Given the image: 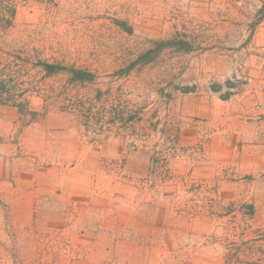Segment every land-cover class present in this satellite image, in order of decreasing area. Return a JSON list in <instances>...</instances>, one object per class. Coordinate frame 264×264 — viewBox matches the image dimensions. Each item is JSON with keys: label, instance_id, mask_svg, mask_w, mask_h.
<instances>
[{"label": "rangeland", "instance_id": "obj_1", "mask_svg": "<svg viewBox=\"0 0 264 264\" xmlns=\"http://www.w3.org/2000/svg\"><path fill=\"white\" fill-rule=\"evenodd\" d=\"M7 70L0 264H264V0H0Z\"/></svg>", "mask_w": 264, "mask_h": 264}, {"label": "trees", "instance_id": "obj_2", "mask_svg": "<svg viewBox=\"0 0 264 264\" xmlns=\"http://www.w3.org/2000/svg\"><path fill=\"white\" fill-rule=\"evenodd\" d=\"M10 10L13 14L14 11L12 9H10ZM6 21H8V19H6ZM165 43L183 44L184 42L181 40H178V39H173V40H169L166 42L163 41L155 48L147 49L146 51L141 53L137 57V59L127 67V69H126L127 72L131 71L137 65H144V64L149 63L153 59H155V57L159 54V52L163 50V45H165ZM40 66L45 69L46 74H48V75H52V74H54L56 72H60V71H68L71 74L72 81H92L94 79V75L90 71L85 70V69H81V68L67 67V66H64L60 63H53V62H49V61H45V60L40 61ZM3 67L4 68L2 70H4L7 67L6 63L4 64ZM7 69H8V67H7ZM10 70L9 71L8 70L7 71H0V105L10 104L12 106L18 107L19 109H21L23 111L26 107L23 106L22 101L18 102L15 99L16 97H13L14 94H13L12 89H13V87H15V79H14L15 75L12 74ZM98 96H101V94H98ZM76 100H78V99H76ZM76 100H74L75 104H76ZM78 102L79 101H77V103ZM79 107L83 108L84 105L80 104ZM247 206L250 210V214H253L254 205L251 203V204H248ZM232 255H234V254L232 253ZM239 261H241V260H238V262Z\"/></svg>", "mask_w": 264, "mask_h": 264}, {"label": "crops", "instance_id": "obj_3", "mask_svg": "<svg viewBox=\"0 0 264 264\" xmlns=\"http://www.w3.org/2000/svg\"><path fill=\"white\" fill-rule=\"evenodd\" d=\"M3 105H0V107H2Z\"/></svg>", "mask_w": 264, "mask_h": 264}]
</instances>
